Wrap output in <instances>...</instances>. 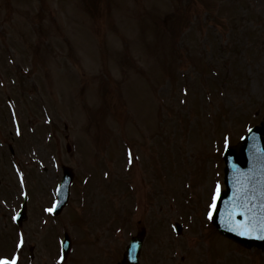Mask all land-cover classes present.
Segmentation results:
<instances>
[{
    "label": "rangeland",
    "instance_id": "obj_1",
    "mask_svg": "<svg viewBox=\"0 0 264 264\" xmlns=\"http://www.w3.org/2000/svg\"><path fill=\"white\" fill-rule=\"evenodd\" d=\"M212 1L214 14L205 20L212 18L217 26L213 32L219 35L205 30L192 35V43H184L175 62V54L153 40L152 27L162 21L169 3L176 6L180 0H0V256H9L17 238L9 225L10 208L21 201L15 185L22 170L29 194L28 218L22 226L25 243L42 252L29 238L34 225L52 264L62 229L68 228L73 242L79 244L73 259L83 264L87 257L80 248L83 228L87 227L90 242L96 223L107 220L109 227H122L126 211L137 205L138 194L159 203L147 213L152 221L154 214L165 221L175 214L185 224L180 237L171 231L177 237L172 248L164 238L167 233L155 230L169 249L161 252L169 264H264V250L236 248L214 234L207 216L216 186L223 189L220 150L212 140L225 147L226 140L231 138L235 144L252 126L264 127V51L256 45L250 47L256 50L242 51L236 58L242 69L226 76V85L213 81L218 100L210 98L208 83L203 90L209 99L206 105L191 97L176 108L180 81L175 70L182 68L189 79L197 80L195 68L200 63L191 61L190 53L210 59L215 53L209 41L221 39L224 44L228 35L224 30L233 23L248 27L250 21L253 35L264 30V0H240L239 14L226 10L224 16L218 10L229 1ZM245 36L253 39L252 33ZM122 46L124 54L118 52ZM229 57L219 58L228 61ZM117 58L130 65L129 75L117 76ZM223 68L227 72L226 67L217 68L220 75ZM187 94L203 98L197 90ZM198 105L203 106V114L196 112ZM197 113L201 116L195 120L192 115ZM16 125L21 126L19 138L13 129ZM52 132L54 138L48 142ZM66 143L71 147L67 154ZM53 155L74 174L80 168L84 174L75 175L69 205L61 216L45 218L44 207L61 175ZM33 166L43 170L42 176L30 170ZM88 172L93 175L90 181ZM114 182L117 194H111ZM114 196L120 200L116 204ZM8 204L11 207L4 206ZM166 226L170 227L167 222ZM146 228L147 222L140 220L139 229ZM126 237L125 232L117 233L115 246ZM206 252V260H200ZM22 254L21 263L31 264L28 250ZM40 255L35 264H45ZM148 263L154 264L155 258ZM159 264L167 263L160 260Z\"/></svg>",
    "mask_w": 264,
    "mask_h": 264
},
{
    "label": "water",
    "instance_id": "obj_2",
    "mask_svg": "<svg viewBox=\"0 0 264 264\" xmlns=\"http://www.w3.org/2000/svg\"><path fill=\"white\" fill-rule=\"evenodd\" d=\"M227 191L221 195L215 224L225 236L250 246L264 245V232L241 235L234 222L245 223L264 214V132L254 128L224 154ZM68 176V174L66 173Z\"/></svg>",
    "mask_w": 264,
    "mask_h": 264
},
{
    "label": "snow or ice",
    "instance_id": "obj_3",
    "mask_svg": "<svg viewBox=\"0 0 264 264\" xmlns=\"http://www.w3.org/2000/svg\"><path fill=\"white\" fill-rule=\"evenodd\" d=\"M248 131L251 132L252 129H249ZM225 147L226 148L228 147L227 140L225 141ZM129 155L131 156V153H129ZM219 198H220V186L217 185L216 190L212 195V201L208 205V209H207V216L208 219L210 220L213 218V214L217 210V201L219 200ZM48 211L51 212L53 211V209L49 208ZM234 223H235V227L233 230L239 231L241 235H250L254 232H264V214L260 215L259 217H252L243 224L239 222H234ZM22 245H23V236L20 237V241H19V246ZM18 260L19 257L15 255L11 259L7 257H2L0 258V264H18Z\"/></svg>",
    "mask_w": 264,
    "mask_h": 264
}]
</instances>
